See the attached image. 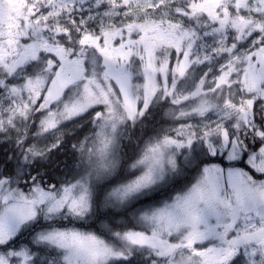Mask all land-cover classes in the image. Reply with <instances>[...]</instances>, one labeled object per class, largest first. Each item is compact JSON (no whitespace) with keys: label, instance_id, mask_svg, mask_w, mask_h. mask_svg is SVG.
Listing matches in <instances>:
<instances>
[{"label":"snow or ice","instance_id":"1","mask_svg":"<svg viewBox=\"0 0 264 264\" xmlns=\"http://www.w3.org/2000/svg\"><path fill=\"white\" fill-rule=\"evenodd\" d=\"M0 150V264H264V0H0Z\"/></svg>","mask_w":264,"mask_h":264},{"label":"trees","instance_id":"2","mask_svg":"<svg viewBox=\"0 0 264 264\" xmlns=\"http://www.w3.org/2000/svg\"><path fill=\"white\" fill-rule=\"evenodd\" d=\"M3 155V152H2V150H0V156H2ZM61 158H63V157H61Z\"/></svg>","mask_w":264,"mask_h":264}]
</instances>
